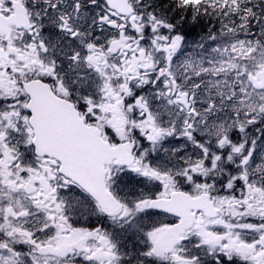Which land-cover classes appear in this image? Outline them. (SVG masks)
<instances>
[{"label":"snow or ice","instance_id":"snow-or-ice-1","mask_svg":"<svg viewBox=\"0 0 264 264\" xmlns=\"http://www.w3.org/2000/svg\"><path fill=\"white\" fill-rule=\"evenodd\" d=\"M0 264H264V0H0Z\"/></svg>","mask_w":264,"mask_h":264}]
</instances>
